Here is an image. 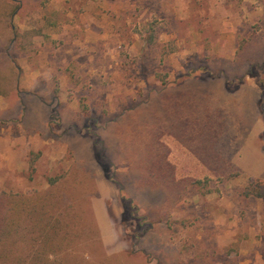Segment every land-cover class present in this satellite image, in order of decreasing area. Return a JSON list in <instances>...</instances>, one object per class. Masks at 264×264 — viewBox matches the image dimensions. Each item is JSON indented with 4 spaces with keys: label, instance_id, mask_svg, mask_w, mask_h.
Listing matches in <instances>:
<instances>
[{
    "label": "rangeland",
    "instance_id": "obj_1",
    "mask_svg": "<svg viewBox=\"0 0 264 264\" xmlns=\"http://www.w3.org/2000/svg\"><path fill=\"white\" fill-rule=\"evenodd\" d=\"M149 169L202 182L168 204L138 190ZM256 178L264 0H0L1 211L62 189L85 234L86 191L102 248L79 242L78 264H264V197L240 194Z\"/></svg>",
    "mask_w": 264,
    "mask_h": 264
},
{
    "label": "trees",
    "instance_id": "obj_2",
    "mask_svg": "<svg viewBox=\"0 0 264 264\" xmlns=\"http://www.w3.org/2000/svg\"><path fill=\"white\" fill-rule=\"evenodd\" d=\"M258 40L256 36H253L243 41L238 49L239 56L241 53H247L250 49L256 48ZM147 42H155L154 32L150 34ZM141 105H143V103H141ZM108 127L109 126H107V128ZM102 136L103 144L109 150L110 147L108 144L110 145L111 140L108 139L106 135L102 134ZM161 153L162 152L158 151L157 155H161ZM162 154L165 156L166 152ZM145 171H140L144 173L140 175V179L144 183L138 190L144 193L148 187L150 188V186H143L145 184L151 185V188L160 187V191L165 195L168 204L175 203L183 192L186 191V186H195L202 182L201 180L193 178H187V183L181 180L177 181L173 172L169 171L166 173L169 179H163L159 174L153 179L152 176L154 174L152 170L149 169L148 173H145ZM52 183H54V181H52ZM133 189L131 185L128 191H133ZM80 192L85 193L84 199L82 200L86 208V215L84 216L88 217L87 220L91 223L90 227H92V229H89L85 234H82L85 231L82 232L76 224L82 217L79 218L76 211L70 215H68L67 212L69 201L71 202L76 199L74 193L71 198L69 191L65 192L64 190L62 191V189H58L57 193H59L60 197H57V194L53 196L50 192L42 193L41 195H36L35 198L27 197L28 200L26 203L18 202L16 199L10 202V200L6 199L3 205L5 211L0 210V259L3 258L0 260V264H8L7 260L9 257H16V260L21 263L24 261L25 264H50L49 257L51 252L48 253V250L52 249L55 252L53 248L56 246L61 248L60 256L68 258H62L61 261L69 260L70 263L67 262V264H78L76 249H79V242H88L89 244L97 246V249L102 248V240L97 236L99 233V226L92 206V197L87 195L86 191ZM136 193L137 195L141 194L138 192ZM240 194L245 198L252 196L264 197V179L256 178L251 180L246 186L240 188ZM24 205L31 206V209L27 211L29 216L25 218ZM160 212L162 213V210ZM148 213L152 217L156 216L153 208L148 207ZM22 217L24 220H29V222H31L29 226H26V229L20 225ZM154 227V225H151V228H148L147 231L150 232ZM84 247H82V249ZM88 252L89 250L86 252V257L90 259V254H88ZM77 255L79 256L80 254L77 253ZM92 257H94V255H92ZM33 260H37V262L33 263ZM96 260L94 263H98V258H96ZM60 264H62V262H60Z\"/></svg>",
    "mask_w": 264,
    "mask_h": 264
}]
</instances>
